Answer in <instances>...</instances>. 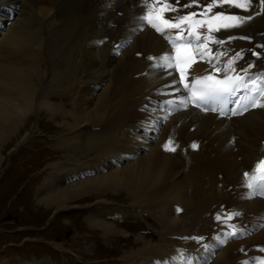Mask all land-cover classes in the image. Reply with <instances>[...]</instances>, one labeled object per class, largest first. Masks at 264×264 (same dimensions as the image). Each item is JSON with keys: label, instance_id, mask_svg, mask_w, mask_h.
<instances>
[{"label": "bare ground", "instance_id": "obj_1", "mask_svg": "<svg viewBox=\"0 0 264 264\" xmlns=\"http://www.w3.org/2000/svg\"><path fill=\"white\" fill-rule=\"evenodd\" d=\"M15 1L19 5L17 16H9V25L0 26L5 29L0 39V151L11 134L22 133L30 117L40 110L49 111L53 118L59 114L66 119L63 126L67 128L60 140L68 148V164L52 165L62 174L44 179L36 189L37 202L62 210L78 198L124 191L131 205L149 204L150 213L159 218L160 240H143L128 255L134 260L147 258L141 264L159 263L179 245L168 236L196 231L224 240V234L217 233V217L237 205L238 192L243 188L240 173L249 170L259 154L264 108L233 118L234 123H229L233 119L225 122L208 112H179L166 125L163 136L173 126V131L179 133L180 148L172 154L164 153L156 143L137 141L140 124L149 119L143 110L154 112L157 86L166 82L156 80L155 74L163 72L148 60L161 48L159 36L149 30L137 32L120 56L110 53L109 42L102 47L96 42L102 32L114 40L124 33L137 12L136 0L115 4V0ZM139 1L141 9L147 11L144 0ZM251 16L233 31L247 35L249 40L231 46L234 51L243 48L247 58V46L258 47L264 57V13ZM236 63L237 68H247L251 63V72L256 68H260L258 73L264 72L261 60L247 62L242 58ZM142 67L146 71L140 79L137 75ZM203 68L195 64L190 72ZM53 91L64 92L61 97L73 96V108L52 102ZM160 104L165 106L164 102ZM193 137L198 139L197 147L182 154L181 147ZM88 153L92 156L81 162L80 158L90 156ZM261 207L259 201H254L245 211L258 212ZM95 219L88 220L89 225L100 226L109 237L119 234L114 226ZM262 250L264 231L254 240L223 243L210 264H251L250 260L259 264L264 260ZM19 260L6 264H49L48 260Z\"/></svg>", "mask_w": 264, "mask_h": 264}, {"label": "rangeland", "instance_id": "obj_2", "mask_svg": "<svg viewBox=\"0 0 264 264\" xmlns=\"http://www.w3.org/2000/svg\"><path fill=\"white\" fill-rule=\"evenodd\" d=\"M136 6L140 12L139 0H136ZM142 68L141 74L137 75L140 79L146 71L145 67ZM59 95L62 94L53 91L50 96L52 102L62 105L59 100L64 99L65 108H73V96ZM35 115L30 117L22 133L15 131L11 134L10 145L0 151V262L19 257L27 263L50 258L51 264H130L128 261L134 259L128 255L141 245L138 236L149 233L145 237L151 242L158 236L161 229L158 216H152L149 204L131 205L124 191L78 198L67 206L68 209L62 210L38 203L36 189L45 178L62 174L59 169H52V165L57 162L67 165L69 152L60 140L67 131L63 126L66 119L59 114L53 118L44 109L38 111L37 117ZM91 156L85 155L80 160L84 163ZM106 200L116 204L119 213L102 214L94 208L95 203ZM128 207L133 211L137 207L135 212L141 213L142 218L131 214ZM141 207L148 210L139 209ZM105 209L113 211L114 208ZM94 218L110 226L116 225L114 227L119 234L109 237L100 226L89 225L88 220ZM142 259L135 261H147V258ZM14 262L15 259L2 264Z\"/></svg>", "mask_w": 264, "mask_h": 264}, {"label": "snow or ice", "instance_id": "obj_3", "mask_svg": "<svg viewBox=\"0 0 264 264\" xmlns=\"http://www.w3.org/2000/svg\"><path fill=\"white\" fill-rule=\"evenodd\" d=\"M253 0H203V10L201 12L189 11L185 15H177L175 17H167L165 14L168 12L177 13L180 0H144V6L147 11L139 17L141 23L146 27H151L157 34L161 35L172 46L175 56L165 54L158 58L157 63L153 64L154 68L160 69L162 72L171 75L173 71L179 73V81H176L173 76V83L171 85L165 84V87H175L179 90V86L183 85L184 89L188 91V97L181 99L180 104L185 107L191 102L196 107H201L202 110L208 111L203 108L209 99L219 98L235 95L241 85L247 89L248 84L245 82V76L248 75L249 69L254 65L249 63L247 68H240V71L245 73V76L237 74V60L242 59V50L232 56L225 67L222 69L216 65H212L215 73H222L223 78H217L213 74L197 77L192 79L190 74L191 66L200 60H205L211 63L213 58H219L221 53H215L213 56L212 49L209 47L210 43L224 45L225 43L235 39L229 35L227 39H220L213 35V33L228 32L234 28L242 27L248 20L252 19L251 15H232L227 14L224 9L237 8L244 12H248L252 6ZM201 7L200 0H190L189 3L183 4L184 8ZM261 10H264V0H260ZM214 9H221L214 11ZM200 17V18H198ZM207 29V34H204L203 29ZM170 30H176V35H169ZM187 32V38L183 32ZM193 39L195 44H193ZM240 39H247V37H240ZM202 41V42H201ZM253 56L259 57L257 52H252ZM153 56H149L148 60L152 61ZM229 73H232L231 75ZM251 91L253 95L249 98L251 107L264 108V72L256 74L255 79L251 80ZM169 105L176 102L168 100ZM248 110V105L244 106V111ZM217 112L220 116H226L227 111L225 106L219 109H211ZM232 115L242 114L238 108L230 110ZM173 140L169 138L164 143L163 148L165 151L175 152L176 147L173 146ZM193 149L197 147L195 143L191 145ZM245 186L249 190L250 195L259 194L264 196V159L259 160L254 169L250 172H244ZM239 215L233 213L228 216ZM219 220L220 217L218 216ZM235 228V226H232ZM238 233L232 231L230 235L235 236ZM192 239L199 242L202 238L192 237ZM264 251V250H262ZM242 264H248L247 261ZM259 264H264V260H260Z\"/></svg>", "mask_w": 264, "mask_h": 264}]
</instances>
